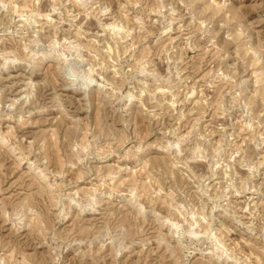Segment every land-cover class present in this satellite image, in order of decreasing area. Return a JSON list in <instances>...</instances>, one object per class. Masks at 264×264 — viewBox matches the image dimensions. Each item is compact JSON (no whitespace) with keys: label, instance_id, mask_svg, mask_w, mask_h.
Instances as JSON below:
<instances>
[{"label":"rangeland","instance_id":"obj_1","mask_svg":"<svg viewBox=\"0 0 264 264\" xmlns=\"http://www.w3.org/2000/svg\"><path fill=\"white\" fill-rule=\"evenodd\" d=\"M0 264H264V0H0Z\"/></svg>","mask_w":264,"mask_h":264},{"label":"bare ground","instance_id":"obj_2","mask_svg":"<svg viewBox=\"0 0 264 264\" xmlns=\"http://www.w3.org/2000/svg\"><path fill=\"white\" fill-rule=\"evenodd\" d=\"M217 9H218V7H217ZM48 61V58H46V56L45 55H43L42 57H41V62L39 63V65H41L42 63H46Z\"/></svg>","mask_w":264,"mask_h":264}]
</instances>
